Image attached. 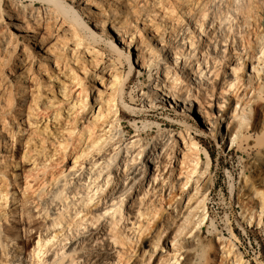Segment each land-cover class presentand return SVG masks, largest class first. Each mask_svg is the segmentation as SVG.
I'll return each mask as SVG.
<instances>
[{
	"label": "bare ground",
	"instance_id": "bare-ground-1",
	"mask_svg": "<svg viewBox=\"0 0 264 264\" xmlns=\"http://www.w3.org/2000/svg\"><path fill=\"white\" fill-rule=\"evenodd\" d=\"M179 1L0 0V264H214L207 139L264 210V0ZM158 102L199 125L145 135Z\"/></svg>",
	"mask_w": 264,
	"mask_h": 264
},
{
	"label": "rangeland",
	"instance_id": "rangeland-1",
	"mask_svg": "<svg viewBox=\"0 0 264 264\" xmlns=\"http://www.w3.org/2000/svg\"><path fill=\"white\" fill-rule=\"evenodd\" d=\"M158 21L161 23V20L158 19ZM183 21H187L186 16H183ZM247 69L248 73L251 72L250 64ZM145 78L146 77L142 78L144 85L148 82ZM135 82L136 75L134 74L130 85H135ZM135 103H138V101L135 100ZM158 104L159 106L152 109L147 117L148 122L154 123L155 127L154 124H150V126L148 123L149 127L147 126V129L145 128L146 130H144L145 135L157 128L156 123L162 122L171 124L168 120L169 118L175 119L181 123L174 124L173 128L182 127L187 120L188 124L191 126L199 125L197 120L191 118L189 112L184 110V115L178 116L174 114L171 108H166L162 102H158ZM135 106L137 105L135 104ZM138 106L140 107V105ZM142 118H145V116L143 115ZM128 120L129 118L125 117L124 123H127ZM165 126L166 125H164V127ZM168 126L169 125H167V127ZM204 146L211 154L215 183L210 185L212 187V192L208 199V219L207 222L204 223L200 235L199 248L203 251L204 257L208 258V261L210 258H214V264H219L221 257H219L217 251L213 249L215 243L213 242L214 235L210 231L212 228L211 230H213V232L215 231L214 233L222 234L231 239L239 248V251L243 254L248 264H264V218H261L259 221V215L264 214V210L261 212V209L257 206L258 198L243 199L239 192L244 182L245 184H250V169L246 164L245 157L241 156L235 149H232L230 144L225 143L220 137L217 139H207ZM261 189L264 188L261 187ZM252 206H254L252 210V219L249 220L248 216L247 218L245 217L248 215L247 212L250 211ZM244 207L247 208L246 212H243ZM153 228L151 227V230H153ZM165 235L166 233L163 235L164 238ZM148 240H150V238ZM161 243L160 244L163 245V239ZM145 247L147 248V246ZM139 252L140 249L138 248L135 254L138 255ZM135 254L132 258L134 259L135 257L133 263L135 261L137 262V259H139ZM156 254H154V256Z\"/></svg>",
	"mask_w": 264,
	"mask_h": 264
}]
</instances>
